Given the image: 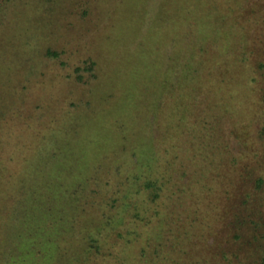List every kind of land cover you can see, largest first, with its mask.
I'll use <instances>...</instances> for the list:
<instances>
[{"label":"rangeland","instance_id":"374dc122","mask_svg":"<svg viewBox=\"0 0 264 264\" xmlns=\"http://www.w3.org/2000/svg\"><path fill=\"white\" fill-rule=\"evenodd\" d=\"M0 44V191L10 224L1 264H122V238L101 235L116 258L89 261L84 250L92 235L86 234L116 214L111 199L121 196L116 191L134 173L136 146L144 139L158 144L163 109L174 111L180 91V102L186 100L179 79L198 73L201 51L204 69L233 49L254 57L252 128L264 133V0H10L0 12ZM210 116V141L226 137L237 155L242 137H229L227 117ZM210 182L220 185L217 194L205 190L200 207L190 211L183 204L178 211L198 218L190 222L197 250L214 264L210 249L217 235L223 248L235 236L233 253L243 256L236 234L248 223H236L235 232L221 227L233 218L231 185L221 193L223 179ZM253 191L254 203L241 204L240 217L249 209L264 215V186ZM241 200L235 195L232 202ZM174 209L166 208L163 218L173 217ZM160 225L165 237L167 219ZM140 242L130 256L148 248ZM186 257L177 256L178 262Z\"/></svg>","mask_w":264,"mask_h":264},{"label":"trees","instance_id":"16d2710c","mask_svg":"<svg viewBox=\"0 0 264 264\" xmlns=\"http://www.w3.org/2000/svg\"><path fill=\"white\" fill-rule=\"evenodd\" d=\"M9 2L10 0H0V12L7 8ZM239 36L241 33L234 35V38ZM1 43L4 44L2 41ZM201 52L198 73L193 75L187 73L179 79L182 86H187L184 95L186 100L180 102L179 98L183 96L180 91L177 102L175 101L176 103L174 102L172 106L174 113H164L165 109H163L158 144L154 146L144 139L136 146L137 159L134 163V173L128 176L120 184L121 188L116 191L115 195L121 194V196L111 199L116 214H109L102 224L94 226V232L86 234L92 235L87 241V249L84 250L87 253L86 260L90 261L95 257L103 258L107 254L116 258V254L110 250L112 242L102 241L101 235L109 231L110 237L118 236L125 242L121 252L126 254V258L120 254L122 264H203V261L209 264L206 258L203 259V252L197 250L200 248L197 245L200 242L194 241L192 226H190V222L198 218L192 219V215L182 218L180 213L183 211L178 210L183 204L186 207L189 205L190 211L200 207L201 203L203 204L205 190L208 195L212 192L218 193L215 188L220 185H212L213 182L209 183V181L222 178L225 184L230 181L227 186L222 184L224 188L221 193L228 191L231 185L230 192H227L230 194L227 202H230L229 205L232 207L233 218L228 225L221 227L230 232L238 230L236 223L245 225L244 222H247L248 227L245 226V233L236 234L243 239L245 245L242 249V257L233 253L234 246L237 244L235 236L231 237L230 242H225L224 248L217 244V239L219 242L221 238L218 235L217 239L214 238L213 250L210 249L214 264H264V215L254 214L253 209L248 211L250 205L246 208L248 211L246 216L241 213V218L238 213L241 209L240 205L244 206L252 199L254 187L264 186V151L263 155L257 152L258 146H263L264 149V133L262 130L253 131L255 130L252 128L255 122L251 120L253 103L250 102L249 97L251 85L253 83L256 85L255 82L258 81L254 57L250 52L240 51V49L238 52L233 49L232 54L226 57L215 53L214 55L217 54L221 60L215 58L214 62L219 61L218 65L213 64L206 70L203 67V51ZM262 97L264 99L263 95ZM213 112L218 116L222 115L225 120L227 117L230 123L229 137L236 133L245 139L244 141L240 138L244 149L236 153L237 155H233L226 137L217 134L214 136L215 140L210 141L211 135L208 134L205 124L211 119L210 115ZM206 146L212 147V150L208 151ZM161 150L163 154L160 153ZM252 161H258V166H250ZM178 167L180 170H177ZM174 171L177 172V176L173 175ZM246 173L249 174L247 177ZM186 176L187 180H185ZM1 182L0 179V184ZM235 195L242 199L240 204L232 202ZM3 199L0 191V244L3 239H6L5 236L10 229L9 219L2 212L5 205ZM250 203L252 205L254 201ZM224 205L225 203L223 207ZM166 208L168 211L175 208L173 217L163 218L168 212ZM176 212L179 213L175 215ZM202 214L203 212L200 213ZM249 217L250 220H247ZM166 219L167 225L163 229L165 238L157 229L162 228L159 224ZM119 226L120 230L116 232L117 235H114ZM148 232L152 237L147 238ZM144 239V244L148 248L140 249L136 254L137 257L130 256V253L133 254L131 249L137 245L134 242L141 243L140 241ZM162 239L165 240L166 250L163 248ZM127 252H129L128 255ZM186 254L184 262H178L177 256L181 258ZM10 255L12 257L14 254ZM79 261L83 262V259Z\"/></svg>","mask_w":264,"mask_h":264}]
</instances>
